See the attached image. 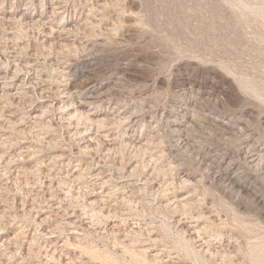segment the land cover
<instances>
[{
    "label": "rangeland",
    "instance_id": "obj_1",
    "mask_svg": "<svg viewBox=\"0 0 264 264\" xmlns=\"http://www.w3.org/2000/svg\"><path fill=\"white\" fill-rule=\"evenodd\" d=\"M71 263L264 264V0H0V264Z\"/></svg>",
    "mask_w": 264,
    "mask_h": 264
},
{
    "label": "bare ground",
    "instance_id": "obj_2",
    "mask_svg": "<svg viewBox=\"0 0 264 264\" xmlns=\"http://www.w3.org/2000/svg\"><path fill=\"white\" fill-rule=\"evenodd\" d=\"M60 7V6H59ZM61 8V7H60ZM92 17V16H91ZM29 18V17H28ZM31 20V19H30ZM33 20V19H32ZM8 23V22H7ZM5 26V25H4ZM70 28V27H69ZM43 29V28H42ZM60 30H58V32H59ZM67 33V30H65V29H63L62 31H61V34H60V32H59V36H61V35H64V34H66ZM62 37V36H61ZM15 39V38H14ZM10 40V39H9ZM53 45V44H52ZM9 59V58H8ZM20 88V87H19ZM47 90H48V88H47ZM54 90V89H53ZM90 91V90H89ZM91 94V93H90ZM85 95V94H84ZM93 95V94H92ZM43 96V95H42ZM46 97V96H45ZM62 100V99H61ZM65 108V107H64ZM133 118V117H132ZM251 154V153H250ZM258 155H260L259 154V151L258 150H255L254 151V153H253V157L255 156H258ZM251 156V157H252ZM237 165V164H236ZM242 175V172H239V169L237 170V169H235V168H232V170L230 171V172H225L224 173V176L227 178V180L229 181V182H233V183H237V184H243V185H241V186H245L244 185V181H239V179H240V176ZM55 179V178H54ZM235 180V181H234ZM180 184V183H179ZM103 187H107V186H104L103 185ZM102 187V188H103ZM178 187V186H177ZM248 188V187H247ZM129 194V193H128ZM100 195V194H99ZM105 196V195H104ZM116 198V197H115ZM122 199V198H121ZM98 200V199H97ZM97 200H96V202H97ZM107 200H108V198H107ZM121 201V200H120ZM101 202V201H100ZM135 202V201H134ZM103 203V202H102ZM60 204V203H59ZM127 204V203H126ZM108 206V205H107ZM101 207V206H100ZM109 208V207H108ZM66 209V208H65ZM111 209V208H110ZM109 209V210H110ZM121 209V208H120ZM114 210V209H113ZM112 210V211H113ZM66 211V210H65ZM100 211V210H99ZM109 212V211H108ZM132 212V211H131ZM101 213V212H100ZM107 214V213H106ZM105 214V215H106ZM120 214V213H119ZM103 216V215H102ZM79 219V218H78ZM137 219V218H136ZM127 220V219H126ZM72 222V221H71ZM178 222V221H177ZM87 226V225H86ZM80 227V226H79ZM88 228V227H87ZM186 228V227H185ZM80 229V228H79ZM95 229V228H94ZM141 229V228H140ZM136 231V230H135ZM51 233V232H50ZM96 233V232H95ZM17 234V233H16ZM53 234H55V233H53ZM52 234V235H53ZM206 238V237H205ZM208 246V245H207ZM157 248V247H156ZM207 248V247H206ZM205 248V249H206ZM214 249V248H213ZM223 249V248H222ZM226 249V248H225ZM55 251V250H54ZM215 251H217V250H215ZM218 252V251H217ZM61 258V257H60ZM74 258V257H73ZM72 258V259H73ZM169 260V259H168ZM177 260V259H176ZM69 261V260H68ZM171 261V260H170ZM64 262V261H63ZM70 262V261H69ZM66 263V262H65ZM173 263V262H172ZM72 264V263H71Z\"/></svg>",
    "mask_w": 264,
    "mask_h": 264
}]
</instances>
